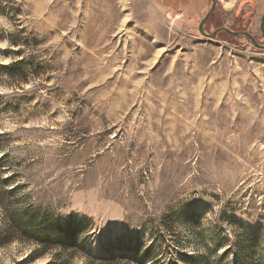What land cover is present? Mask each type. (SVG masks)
I'll return each instance as SVG.
<instances>
[{
	"label": "rangeland",
	"instance_id": "obj_1",
	"mask_svg": "<svg viewBox=\"0 0 264 264\" xmlns=\"http://www.w3.org/2000/svg\"><path fill=\"white\" fill-rule=\"evenodd\" d=\"M210 4L0 0V264H264V48Z\"/></svg>",
	"mask_w": 264,
	"mask_h": 264
},
{
	"label": "trees",
	"instance_id": "obj_2",
	"mask_svg": "<svg viewBox=\"0 0 264 264\" xmlns=\"http://www.w3.org/2000/svg\"><path fill=\"white\" fill-rule=\"evenodd\" d=\"M21 220L22 219H19L17 217V213H10V215H8V221L9 222L13 221L15 224L17 223L20 224L24 235H27V237L34 239L39 246L51 242L56 234L61 235L62 238L60 240L61 241L60 243L62 244V246H65L66 248H72L75 246V234H74L75 230L71 226L70 228L64 229L61 227V225H58L55 227V229L48 230V225L45 223L44 220H42V218H40L39 220H35L34 216L31 214H27L25 219H23L24 221ZM6 238H7L6 235L0 236V241ZM30 253L26 254V256L29 255L28 258L33 257V253L32 252ZM147 253H148V249L145 250L144 257L147 255ZM43 264H50V261H46Z\"/></svg>",
	"mask_w": 264,
	"mask_h": 264
},
{
	"label": "water",
	"instance_id": "obj_3",
	"mask_svg": "<svg viewBox=\"0 0 264 264\" xmlns=\"http://www.w3.org/2000/svg\"><path fill=\"white\" fill-rule=\"evenodd\" d=\"M216 0H211V4L209 9L204 13V15L202 16V18L199 20V24H198V30L199 32L207 37L210 38H214L216 36V34L220 31H225V32H229L235 36H246L254 46H258V47H262L264 48V42L263 43H259L256 38L247 30H236L233 28H230L229 26H219L216 27L215 29H213L211 32H207L204 29V25H205V21L208 18V16L212 13V11L214 10V6H215ZM260 24H259V28L261 31L262 36H264V12L262 13V15L260 16Z\"/></svg>",
	"mask_w": 264,
	"mask_h": 264
},
{
	"label": "snow or ice",
	"instance_id": "obj_4",
	"mask_svg": "<svg viewBox=\"0 0 264 264\" xmlns=\"http://www.w3.org/2000/svg\"><path fill=\"white\" fill-rule=\"evenodd\" d=\"M4 63H7V61H4Z\"/></svg>",
	"mask_w": 264,
	"mask_h": 264
}]
</instances>
